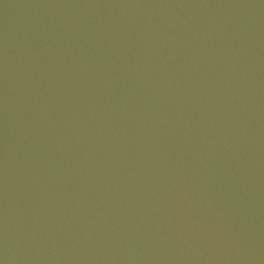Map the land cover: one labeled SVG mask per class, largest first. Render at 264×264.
Listing matches in <instances>:
<instances>
[{"label":"water","instance_id":"1","mask_svg":"<svg viewBox=\"0 0 264 264\" xmlns=\"http://www.w3.org/2000/svg\"><path fill=\"white\" fill-rule=\"evenodd\" d=\"M264 0H0V264H229Z\"/></svg>","mask_w":264,"mask_h":264}]
</instances>
